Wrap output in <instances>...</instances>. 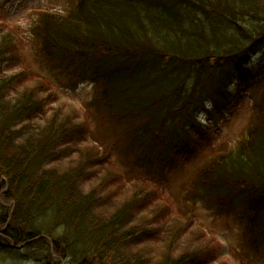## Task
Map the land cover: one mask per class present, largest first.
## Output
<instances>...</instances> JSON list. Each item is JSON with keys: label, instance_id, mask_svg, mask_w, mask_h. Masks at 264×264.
<instances>
[{"label": "trees", "instance_id": "obj_1", "mask_svg": "<svg viewBox=\"0 0 264 264\" xmlns=\"http://www.w3.org/2000/svg\"><path fill=\"white\" fill-rule=\"evenodd\" d=\"M75 8L56 23L42 12L44 21L30 28L38 52L51 63L61 57L50 80L35 76L38 93L0 69V179L14 204L7 225L9 210L0 206V264H205L192 257L188 205L172 215L150 190L109 210L105 190L118 182L102 191L80 183L90 168L64 155L77 150L83 129L47 108L58 89L52 78L89 79L90 117L102 133L127 140L140 177L121 170L115 193L122 195L123 187L157 189L241 94L251 96L254 113L241 135L211 147L181 187L191 205L241 206L242 264H264V0H78ZM13 54L0 53V63Z\"/></svg>", "mask_w": 264, "mask_h": 264}, {"label": "rangeland", "instance_id": "obj_2", "mask_svg": "<svg viewBox=\"0 0 264 264\" xmlns=\"http://www.w3.org/2000/svg\"><path fill=\"white\" fill-rule=\"evenodd\" d=\"M79 1L82 2L83 0ZM75 6L76 0H0V53H4L6 58H8L10 55L14 57L13 50L17 51V54H15L16 60L0 63V69L2 72L4 70V74L8 75L7 77L14 76L12 77V81L15 80L19 88L25 85L29 87L28 91L38 93V87L41 89L42 86L39 85V81H36L40 80L39 77L35 76L46 78L53 76L57 71H51L54 70L59 60H61V57H59L52 60L53 63H51L47 57L37 51V39L33 37L34 33L30 28L37 22L44 21V19L40 18L43 16L39 14L45 11L49 15H53L46 20V23L48 21L52 23L63 22V19L70 12L69 9L73 8L74 11H78ZM36 9L43 11L35 13ZM74 11L71 12L74 13ZM58 28L51 29L56 34L55 38L60 35ZM71 40L74 41L75 38ZM260 59L257 55L253 56L250 61L251 66L259 67ZM52 80V86H57L59 90L56 89L54 97L48 101L52 105H47V108L53 111L57 108L56 114L58 118L67 119V121L73 124V127L81 126L83 129L84 136L82 137L80 134V137L76 138L77 142H79V147L75 149L80 151V156H77V150L71 148L68 152H65L64 157L72 159L73 165L82 162L85 163L83 164L84 167L90 168L89 174L80 179V183L86 187L91 182V187L89 189L86 188L88 191L91 188L96 191H102L104 184L110 181L118 182V185L115 184L105 190V193L108 194L107 206L109 210L114 205L120 206L123 199L133 195L135 192L137 197H140V195H143V192L150 194V190L153 193L152 195L158 198V201L164 200L169 203V208L166 209L169 210L170 214H174L180 207L186 208L183 207L186 204L193 212V221L190 223L188 230L192 233L196 232L195 236L189 235L196 244V254L192 257L200 258L199 261H205V264H242L244 257L242 256V246H240V227L243 215L241 206L235 205L228 208V205H224L220 210H217L210 206L211 204L207 205L203 202L191 205L190 202L183 201L184 191L181 184H183L184 177L189 168H193L205 155L213 152L210 150L211 147L216 148L214 150L220 149L221 146L226 145L227 142L230 143V141L235 140L237 136L241 135L245 124L252 119L251 96L241 94L240 97L242 99L234 101L231 113L218 117V127H215L212 133L208 134L209 137H206L205 140H198L201 145L200 150L195 155L189 157L188 162L179 165L178 169L169 173L165 177L167 179L166 182L161 185L152 183L158 186L157 189L156 187L148 189L147 187L140 186L141 188L134 191V189L123 187L121 191L122 195L115 193L120 187L119 182L123 180V175L120 174V171H125L126 175L132 173L131 180L140 177V167H136L133 170L129 166L130 159H128L129 156L126 152L127 140L124 141V138L117 134L111 137L102 133L97 122L90 117L93 109L89 108V104L92 102L91 100L94 97L95 91L89 79L87 81L80 80L72 83L69 80L67 81V78H63L61 83H58V80L55 78H52ZM257 84L256 81L254 86ZM89 127L91 133L89 132ZM91 142L98 149L91 146ZM66 161L68 160L63 161V163ZM66 168L60 167V170ZM218 177L223 182L224 178L220 175ZM152 182H156L155 177ZM127 184L131 185L129 182ZM6 189L7 182L1 178L0 206H4L9 210L10 217L14 204L4 197ZM212 197L213 199H217L214 195ZM158 205L162 206L161 203ZM1 228L2 226L0 225V230ZM32 250L39 251L37 247H34ZM192 257H188L187 260H190ZM54 261H57V264H62L57 258ZM5 262L8 263L10 260L6 257ZM21 263L24 262L21 261Z\"/></svg>", "mask_w": 264, "mask_h": 264}]
</instances>
